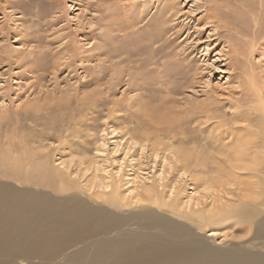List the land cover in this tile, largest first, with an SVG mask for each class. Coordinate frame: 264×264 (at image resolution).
<instances>
[{"label": "rangeland", "instance_id": "rangeland-1", "mask_svg": "<svg viewBox=\"0 0 264 264\" xmlns=\"http://www.w3.org/2000/svg\"><path fill=\"white\" fill-rule=\"evenodd\" d=\"M260 106L264 0H0V187L125 214L136 198L244 202L261 172L230 182L224 165L240 140L262 150ZM217 231L214 248L253 235Z\"/></svg>", "mask_w": 264, "mask_h": 264}, {"label": "bare ground", "instance_id": "bare-ground-1", "mask_svg": "<svg viewBox=\"0 0 264 264\" xmlns=\"http://www.w3.org/2000/svg\"><path fill=\"white\" fill-rule=\"evenodd\" d=\"M253 21L257 25L255 15ZM261 142L263 152L257 151L259 145L253 149L251 146L256 143H251L250 139L240 140L223 164L228 167L229 181L237 182L241 177L251 180L255 172H261L262 186L254 182L251 188L246 187L250 191L242 194L244 202L239 203L214 195V198H187L188 203L177 199L175 204L168 203L165 198H136L143 206L125 214L121 209L128 205L120 198H106L101 203L76 196L45 198L37 195L30 198L4 185L0 187V264H264V251L254 250L257 247L264 249V140ZM145 189L144 195L148 196L150 190ZM206 199L210 202L201 210L188 211L192 208L189 205L200 208L201 200ZM158 203H165V213H160L161 207L155 206L156 211L150 206ZM226 224H233L246 233L233 235L234 238L247 237L253 230L252 238H248L249 245L233 243L224 249L212 247L204 233L208 229L215 234ZM223 234L224 238L229 236Z\"/></svg>", "mask_w": 264, "mask_h": 264}]
</instances>
